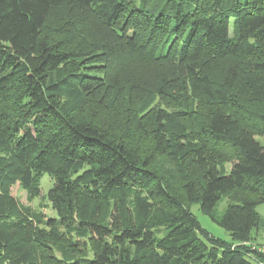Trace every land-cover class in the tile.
I'll return each mask as SVG.
<instances>
[{
  "label": "trees",
  "instance_id": "1",
  "mask_svg": "<svg viewBox=\"0 0 264 264\" xmlns=\"http://www.w3.org/2000/svg\"><path fill=\"white\" fill-rule=\"evenodd\" d=\"M82 61L101 63L103 77ZM131 66L153 80L126 78ZM164 77L179 87L182 108L171 117L149 109L156 96H172ZM197 97L204 107L195 116ZM257 136L264 0H0V188L33 191L48 174L56 213L0 215V264L264 260L251 248L264 225ZM221 196L229 204L217 223L228 240L190 211L198 203L212 217ZM72 235L90 255L65 263L55 247L78 245Z\"/></svg>",
  "mask_w": 264,
  "mask_h": 264
},
{
  "label": "rangeland",
  "instance_id": "2",
  "mask_svg": "<svg viewBox=\"0 0 264 264\" xmlns=\"http://www.w3.org/2000/svg\"><path fill=\"white\" fill-rule=\"evenodd\" d=\"M61 11H64V8H61L56 11V13L53 15V12L49 15L48 20L45 24L44 32L45 35H53L54 29L57 27V19H58V14L57 12L61 13ZM86 16V15H85ZM96 20V19H95ZM93 18L87 19V25L90 27L97 28V29H103L102 27L99 26L95 22ZM92 30V28H90ZM101 63L99 62H90L87 61V63H84L82 61V66L81 69H86L87 72H90L91 74L97 75L98 78H102L103 75L100 72V69L102 66ZM135 64L133 65V67ZM163 69V76H167V70L166 68L161 65L160 66ZM132 66L130 70H126L127 77L126 78H136V79H145L147 80H153L154 77H151V73L147 71L145 74L141 75V72L132 70ZM182 77L180 76V79L184 80V85L188 88L187 80L185 77L184 73H181ZM157 78V77H156ZM166 79V87L168 88V79L167 77H164ZM175 85H172L169 89L170 93L172 96H165L159 97L156 96L154 99V102L152 103L151 107L149 108L151 111H155L158 108H160L162 111L166 112V115H173V112L175 110L181 109L180 103L175 102V98H180V93H179V87L177 80H175ZM189 89V88H188ZM187 89V92L189 91ZM197 106L195 109L198 111L197 113L194 112L195 116H197L200 112L199 109L201 107H204L201 99L197 97L196 100ZM262 104L258 103H252L251 107H261ZM191 115V114H190ZM181 120V119H180ZM182 123H185L184 121H180ZM258 141L262 144L264 147V136H257ZM226 168H230V164H226ZM53 179L51 176L48 174H41L37 176L36 182H35V188L33 191H28L25 188H23L18 182L12 183L8 186L0 188V215H7L9 216L11 211H15V209H20L22 212L27 213L28 215H32L34 218H40L42 220H46L47 218L56 217V213L52 209V205L49 202L47 193L50 187L52 186ZM131 204V203H130ZM229 204L228 199L225 196H221L219 201L214 207V211L212 213V217L203 214L202 211L200 210L199 204L198 203H193L190 207V211L196 216L197 220L201 224L203 228H205L208 232L213 234L216 237L223 238L228 240L229 235L228 233L217 223V220L220 219L222 214L224 213L227 205ZM256 210L258 214L264 219V202L260 203L257 205ZM41 227H45L46 230L47 226L42 223L40 224ZM255 233V232H254ZM257 239L255 238V241L259 243H264V225L259 229ZM69 239L73 242H78V245H75V247H71L70 245H67V241H64L60 244H56L55 247V257L59 259H66L65 263H67V260L70 259V261H74L75 259H79L83 256H88L90 255V249L86 245H82L83 240H79L80 238L75 237L74 235L69 236ZM264 246V245H263ZM74 259V260H73ZM32 260V259H31ZM34 261V260H32ZM64 264V262H63Z\"/></svg>",
  "mask_w": 264,
  "mask_h": 264
},
{
  "label": "built area",
  "instance_id": "3",
  "mask_svg": "<svg viewBox=\"0 0 264 264\" xmlns=\"http://www.w3.org/2000/svg\"><path fill=\"white\" fill-rule=\"evenodd\" d=\"M251 248L255 249L256 251L262 253L264 255V246L263 245H255L251 244ZM255 264H264V260H256Z\"/></svg>",
  "mask_w": 264,
  "mask_h": 264
},
{
  "label": "crops",
  "instance_id": "4",
  "mask_svg": "<svg viewBox=\"0 0 264 264\" xmlns=\"http://www.w3.org/2000/svg\"><path fill=\"white\" fill-rule=\"evenodd\" d=\"M261 228V227H260ZM259 228V229H260ZM259 229H257L256 231H255V236H258V232H259ZM256 239H257V237H255ZM256 243H259V242H257V241H255ZM260 245H264V243H259Z\"/></svg>",
  "mask_w": 264,
  "mask_h": 264
}]
</instances>
